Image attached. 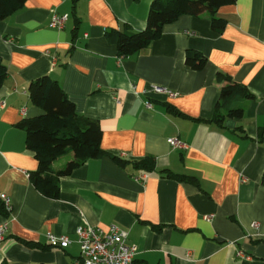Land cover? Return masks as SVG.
Segmentation results:
<instances>
[{
  "label": "crops",
  "instance_id": "obj_1",
  "mask_svg": "<svg viewBox=\"0 0 264 264\" xmlns=\"http://www.w3.org/2000/svg\"><path fill=\"white\" fill-rule=\"evenodd\" d=\"M152 1L26 0L0 19L8 67L0 90V196L12 204L7 217L0 210V222L9 221L0 264H83L79 226L113 224L136 246L134 264H264V0L221 6L222 30L208 12L183 14L148 47L121 56L107 32L144 30ZM55 13L68 15L61 29L51 25ZM193 52L207 57L203 69L187 64ZM219 73L253 93L230 103L244 109L242 118L213 119L225 84ZM47 74L80 116L99 122L107 152L61 176L58 198L34 185L39 161L18 126L44 113L28 89ZM153 85L176 95L155 93ZM172 137L188 147L171 146ZM66 155L55 170L74 157ZM145 158L154 160L152 170L136 164ZM50 232L71 243L50 246Z\"/></svg>",
  "mask_w": 264,
  "mask_h": 264
},
{
  "label": "trees",
  "instance_id": "obj_2",
  "mask_svg": "<svg viewBox=\"0 0 264 264\" xmlns=\"http://www.w3.org/2000/svg\"><path fill=\"white\" fill-rule=\"evenodd\" d=\"M235 0H153L149 9L147 26L144 30L135 31L126 27L124 30L107 32L108 39L117 45L121 56L132 55L158 39L163 27L175 21L183 14L200 15L208 12L212 26L222 30L226 21L217 17L221 6L233 3ZM26 0H0V19L12 15L25 5ZM186 62L193 69H203L207 57L200 52L187 56ZM8 74V67L0 57V90ZM219 78L225 84L221 87L217 100L214 120L221 123L225 116L242 118L244 109L233 107L231 102L251 99L253 93L247 86L237 82L232 77L219 73ZM29 95L32 102L41 107L44 113L22 119L18 126L27 131V145L35 152L39 167L31 173L34 185L46 196L58 198L60 195V177L69 175L75 168L89 158H101L107 154L101 142L103 129L98 121L80 116L74 102L69 99L59 82L50 75H43L29 84ZM224 111V113H222ZM264 138V135H263ZM73 152L74 157L63 168L55 170L53 162L60 157ZM113 160L125 165L126 160L111 154ZM147 170L155 166L152 158L136 162ZM180 179H190L186 175H174ZM264 184V175L262 178ZM4 216H8L4 203L0 206ZM5 217V218H6Z\"/></svg>",
  "mask_w": 264,
  "mask_h": 264
},
{
  "label": "built area",
  "instance_id": "obj_3",
  "mask_svg": "<svg viewBox=\"0 0 264 264\" xmlns=\"http://www.w3.org/2000/svg\"><path fill=\"white\" fill-rule=\"evenodd\" d=\"M67 14L55 13L52 17L51 25L59 29L65 26ZM151 91L155 93H164L170 96L176 95L170 88L166 86L153 85ZM148 107H152L150 101L146 102ZM171 146L175 148H187L188 144L177 137L169 139ZM147 176V173L142 175ZM0 198L4 202L6 212L11 213L12 204L11 198L6 194H1ZM210 219L211 216H205ZM8 219L5 218L0 222V240L5 238L8 228ZM78 243L80 245L79 261L83 264H134L136 256V246L128 242V231L113 224L108 229H103L99 226L83 225L77 229ZM48 243L52 247L66 248L71 239L66 234L57 235L55 233L47 234ZM239 255L245 258L242 252Z\"/></svg>",
  "mask_w": 264,
  "mask_h": 264
},
{
  "label": "rangeland",
  "instance_id": "obj_4",
  "mask_svg": "<svg viewBox=\"0 0 264 264\" xmlns=\"http://www.w3.org/2000/svg\"><path fill=\"white\" fill-rule=\"evenodd\" d=\"M71 153H72V152H71ZM71 153H69V154H71ZM69 154H68V155H66L65 157L69 156Z\"/></svg>",
  "mask_w": 264,
  "mask_h": 264
}]
</instances>
